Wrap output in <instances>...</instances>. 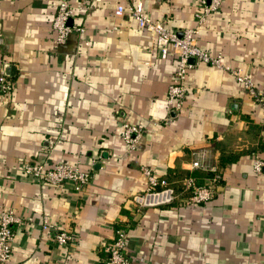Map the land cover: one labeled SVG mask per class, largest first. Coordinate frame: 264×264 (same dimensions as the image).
Here are the masks:
<instances>
[{"label": "crops", "instance_id": "0c3cea01", "mask_svg": "<svg viewBox=\"0 0 264 264\" xmlns=\"http://www.w3.org/2000/svg\"><path fill=\"white\" fill-rule=\"evenodd\" d=\"M137 1L70 0V23L84 29L59 42V0H0V75L12 83H0V209L21 217L10 264H103L119 222L129 225L131 264H264V167H252L255 156L264 162L263 107L230 71L200 62L187 71L180 110L168 113L176 52L170 46L162 57L153 31L126 9L113 12ZM140 1L168 28L196 23L199 0ZM196 42L261 85L264 0H222ZM125 122L143 131L133 149L122 138ZM224 154L232 160L220 166ZM194 159L220 173L211 199L188 203L180 190L171 202L137 209L142 166L176 184L201 170L209 183L215 171L192 167ZM59 160L89 170V183L75 191L24 171V163ZM61 229L74 235L65 245L54 240Z\"/></svg>", "mask_w": 264, "mask_h": 264}, {"label": "built area", "instance_id": "2783aa9c", "mask_svg": "<svg viewBox=\"0 0 264 264\" xmlns=\"http://www.w3.org/2000/svg\"><path fill=\"white\" fill-rule=\"evenodd\" d=\"M221 1L199 0V8L195 13V25L185 27L180 32L166 27L160 19L152 18L144 11L140 0L128 6L118 2L113 12L114 14H121L126 9L141 27L153 31L155 33V43L162 57L167 55L170 46L176 52L178 59L177 68L172 81L167 86L166 93L168 113L177 112L182 106L186 95L185 79L188 69L200 62H204L224 68L234 74L243 88L262 105L264 120V83L257 85L249 74L242 72L240 68L232 67L224 63L220 53H211L200 47L196 42V33L201 23H203L210 12L218 9ZM72 15L73 10L70 5V0H59L53 19V27L57 32V41L64 42L70 33L83 31V25L69 22ZM0 83L4 90H9L12 87L11 81L4 73L0 75ZM142 133L141 127L135 123L125 122L123 125L122 138L130 149L136 147ZM191 164L192 167L208 168L215 171L209 183H196L190 176L185 178V186L192 191L187 202L196 203L207 201L214 195L215 182L220 178V173L216 171L214 165H207L203 159H194ZM23 166L24 171L34 179L61 186L66 182H70L75 191H80L91 179V172L89 170L81 169L77 164L66 160H59L49 167H46L43 163L32 164L29 162L24 163ZM252 167L256 172L261 171L264 167L263 160L255 156ZM141 170L146 177L147 186L143 191L133 195L137 209L171 202L174 199V188L167 184L164 177L155 175L148 166H142ZM20 221L21 217L13 210L0 209V264H10L15 238L14 224ZM44 226H48L46 219ZM128 228V223L119 222L115 225L112 239L103 244L105 251L103 264H131L125 252L129 235ZM73 239L74 235L72 231L67 229L57 230L54 234V240L59 245H65Z\"/></svg>", "mask_w": 264, "mask_h": 264}, {"label": "trees", "instance_id": "16d2710c", "mask_svg": "<svg viewBox=\"0 0 264 264\" xmlns=\"http://www.w3.org/2000/svg\"><path fill=\"white\" fill-rule=\"evenodd\" d=\"M231 160L232 159H231L230 154L229 155L224 154V156L221 155L220 159H218V164L220 166H226L228 163L231 162ZM200 169H202V168H200ZM209 171L210 170L207 171V174ZM200 172L196 173V172H194V170H190V171H186V172L182 173L183 175H181L179 183H177V184L175 182H173L171 179H169V177L164 176V179L166 180L167 184L171 185L174 188L175 194L180 190H182V191L188 190L189 191L188 195H190L192 193V191L190 188L185 186V178L190 176L195 180L196 183L203 184V177L206 175V172H203L201 170H200ZM218 181L221 182V179H218L216 182H218Z\"/></svg>", "mask_w": 264, "mask_h": 264}, {"label": "water", "instance_id": "95a60500", "mask_svg": "<svg viewBox=\"0 0 264 264\" xmlns=\"http://www.w3.org/2000/svg\"><path fill=\"white\" fill-rule=\"evenodd\" d=\"M69 22H70V19H69ZM192 60V59H191ZM5 72L7 73V74H14V72H15V66L11 63V62H7L6 64H5Z\"/></svg>", "mask_w": 264, "mask_h": 264}]
</instances>
